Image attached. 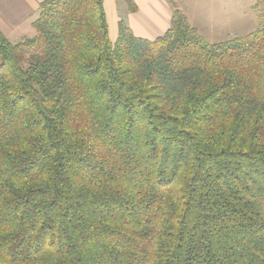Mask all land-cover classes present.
<instances>
[{
    "label": "trees",
    "instance_id": "16d2710c",
    "mask_svg": "<svg viewBox=\"0 0 264 264\" xmlns=\"http://www.w3.org/2000/svg\"><path fill=\"white\" fill-rule=\"evenodd\" d=\"M103 2L0 32V264H264V0L217 45L172 2L112 41Z\"/></svg>",
    "mask_w": 264,
    "mask_h": 264
},
{
    "label": "crops",
    "instance_id": "0c3cea01",
    "mask_svg": "<svg viewBox=\"0 0 264 264\" xmlns=\"http://www.w3.org/2000/svg\"><path fill=\"white\" fill-rule=\"evenodd\" d=\"M43 1L45 0H0V32L10 44L15 45L36 36L32 24L38 17ZM129 1L136 6L133 13L128 12L124 0H104L103 8L109 36H117L119 18L125 21L134 36H163L166 33L173 14L168 0ZM249 6L253 7L251 1ZM176 7L185 15L188 24L199 36L226 38L248 35L245 33L248 30V22H235L230 0H219L210 13L196 8L188 15L179 5Z\"/></svg>",
    "mask_w": 264,
    "mask_h": 264
},
{
    "label": "rangeland",
    "instance_id": "374dc122",
    "mask_svg": "<svg viewBox=\"0 0 264 264\" xmlns=\"http://www.w3.org/2000/svg\"><path fill=\"white\" fill-rule=\"evenodd\" d=\"M170 3H175L179 5L182 9H184L188 15L195 10L196 8H201L202 10H206L208 13L214 10L215 4L219 0H168ZM250 1L253 5L256 3L257 0H230L231 3V10L235 16V22H248V30L245 33L250 34L254 32L258 27V13L250 8L249 3ZM216 14V12H214ZM212 22V20H210ZM110 39L113 41L115 40L116 36H109ZM141 39H145L148 41H152L160 36H135ZM207 44L209 45H217L221 43H225L227 41L241 38L244 36H224L226 38H220L213 36L210 38L209 36H200Z\"/></svg>",
    "mask_w": 264,
    "mask_h": 264
}]
</instances>
